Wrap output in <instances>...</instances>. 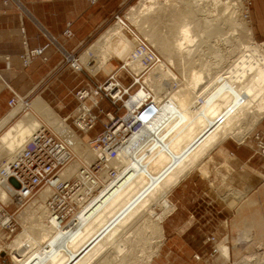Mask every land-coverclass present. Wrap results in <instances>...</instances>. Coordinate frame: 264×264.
Returning <instances> with one entry per match:
<instances>
[{
	"label": "bare ground",
	"instance_id": "bare-ground-1",
	"mask_svg": "<svg viewBox=\"0 0 264 264\" xmlns=\"http://www.w3.org/2000/svg\"><path fill=\"white\" fill-rule=\"evenodd\" d=\"M149 1L147 12L143 14H147V18L144 16L143 19L148 21L149 29L142 26L140 21L143 20H136L135 14L130 19L133 23L135 20L140 23L138 27L141 25V32L164 55L167 63L159 57V61L144 73V60L149 53H138L136 38L132 40L120 23L102 34L83 55L89 58L100 53L105 58V63L113 55L123 58L135 76V81L147 86L155 99L164 103L161 118L149 128L146 126L138 129L130 137L116 161L120 169L118 176L109 179L103 172L101 178L105 186L102 194L85 205L70 229L60 228L50 219L46 205L53 189L42 190L38 195L44 203L40 206L42 209L36 214L33 211L30 217L24 218V222L28 221L29 224L13 242L6 244L15 264H111L112 260L107 255L112 256V250L116 256L129 254L130 257L133 254L138 242L136 238L143 240L141 232L145 222L147 225L153 223L160 236V243L153 252L145 256L143 263L141 260L139 263L152 264L153 256L158 255L163 244L161 223L175 209L169 194L194 169H200L219 144L229 137L238 136L245 120L253 119L254 128L264 118V49L254 40L247 20L237 18L234 11L235 16L226 18L227 27L224 28L223 22L222 26L219 22L213 23L208 14L203 12L204 8L195 4V0H166L163 3L160 0ZM224 1L222 4L228 8L232 1ZM245 10L244 6L241 9L244 18ZM227 32L231 33L230 37ZM212 35H218L226 44L228 42L233 45L235 42L233 46L237 47L238 52L241 50V54L235 61L232 60L233 63L227 64L225 69L223 65L229 61L227 58L232 57L231 50L234 52L235 49L230 46L231 50H227L231 53L230 57H226L229 53L223 52L222 58L213 63V66L222 64L219 70L212 71L214 69L211 67L192 70L190 59L193 58V44L197 41L203 43ZM197 36L200 37L199 40ZM187 58H190L189 62ZM96 60L97 63L91 65L96 67L101 63L99 59ZM185 62L191 65L182 66ZM173 63L181 68L182 72L176 66L181 74L180 79L169 67ZM99 66L96 70L101 67L109 70V66ZM164 78L169 81H163ZM170 80H176L177 85ZM145 95L146 91L142 87L138 91L133 90L131 99L138 101ZM33 104L48 124L58 132L69 133L70 127L66 124V119L59 120L53 116L50 110L52 108H48L46 101L37 97ZM129 108H133L130 103ZM27 116L26 122H18L16 127L4 131L2 141L5 145L0 150V159L5 158L7 161L12 151H16L28 136L29 139L22 148L29 142L33 129L42 126L34 116ZM68 136L75 159L62 170L64 172H60L58 181L81 179V167L93 162L99 154L91 145V140L84 143L81 140L85 139L72 131ZM11 160L12 157L2 167L7 166ZM0 186L6 190L9 188L7 191L11 189L9 195L14 192L8 180H0ZM2 197L5 198L6 195L3 194ZM0 199L4 201L1 197ZM156 204L163 209L161 214L153 210ZM135 227L139 235L129 238ZM128 239V245L124 244L127 243L124 240ZM218 250L219 256L230 259L227 240L220 244ZM253 255L261 257L264 252L243 254L234 260V264H257Z\"/></svg>",
	"mask_w": 264,
	"mask_h": 264
},
{
	"label": "crops",
	"instance_id": "crops-1",
	"mask_svg": "<svg viewBox=\"0 0 264 264\" xmlns=\"http://www.w3.org/2000/svg\"><path fill=\"white\" fill-rule=\"evenodd\" d=\"M126 1L100 0L92 5L87 0H22L24 9L21 10L6 8L0 0V95L5 87L3 81L7 79L35 81L20 92L24 96L41 87L49 88L50 84L45 81L59 79L67 74V69L70 70L64 68L66 53L78 55L102 26L104 8L113 10ZM250 23L253 34L264 44V0L252 1ZM67 29L72 32L70 36L65 34ZM38 47L43 48V54L32 56L28 66H23L20 55ZM71 72L81 75L84 69ZM82 83L76 84L75 91ZM59 97L54 94L55 101H60ZM6 116L0 117L1 127ZM256 132L264 133V118L257 125ZM204 163L173 189L176 201L179 208H183L182 196L191 191L197 193L203 202L197 201L190 208L196 209L201 204L205 208L222 209L212 216L209 209L205 212L191 210L194 215L179 222L186 225L185 229L178 231L175 227L167 235L161 223L163 244L157 255L158 264H167L162 257L170 255L171 249L180 259L179 262L175 259V264H225L227 261L219 256L217 247V243L224 239L230 246L231 258L248 248L256 249L259 244L264 246V159L254 153L252 140L240 142L227 138ZM228 191H233L236 198ZM225 193L230 197L226 199ZM234 200L237 203L232 205ZM171 203L175 212L177 207ZM245 230L251 241L238 242L240 233ZM209 237H214V242ZM167 240L173 247L168 246V251L165 247L163 252L161 249ZM193 240H199L198 245Z\"/></svg>",
	"mask_w": 264,
	"mask_h": 264
},
{
	"label": "built area",
	"instance_id": "built-area-1",
	"mask_svg": "<svg viewBox=\"0 0 264 264\" xmlns=\"http://www.w3.org/2000/svg\"><path fill=\"white\" fill-rule=\"evenodd\" d=\"M13 1L17 9H24L22 0ZM87 1L96 4L100 0ZM250 4L251 0L244 1L247 19L250 16ZM115 17L118 22L124 23L118 14ZM65 34L70 36L72 32L67 29ZM135 38L139 44L138 53L146 51L149 53L144 60L146 73L159 61V56L144 38L136 34ZM42 54L43 48L38 47L26 50L21 57L28 63L30 57ZM66 60L75 71H83L84 66L78 55L66 53ZM122 67L132 77L127 89L117 73H110L103 81L97 80L81 85L74 93L77 100L75 113L72 117L65 118V122L71 119L70 124L66 123L70 127L69 133L72 131L82 135L100 127V131L90 141L99 154L93 162L81 167V179L58 181L60 172L75 159V153L67 139L69 133L58 132L47 124L42 125L31 135L29 142L14 153L7 166H0V180L2 182L4 179L8 180L14 188V192L9 195L13 203L21 206L45 188H52V195L46 205L50 219L60 228L70 229L77 214L85 205L102 194L105 186L101 178L103 172L109 179L118 176L120 169L116 161L120 151L135 131L146 126L149 128L161 118L164 106V103L155 99L147 86L135 81V76L128 69V65ZM135 84L146 91V95L138 101L131 99ZM21 98L26 105L29 104L26 96ZM17 101L18 96L14 92L7 104L13 107ZM129 103L132 109L129 108ZM251 140L254 153L264 159V133H254ZM15 229L13 218L0 199V230H6L10 235ZM209 240L214 241V237H209ZM233 263L234 261L229 259L225 264Z\"/></svg>",
	"mask_w": 264,
	"mask_h": 264
},
{
	"label": "rangeland",
	"instance_id": "rangeland-1",
	"mask_svg": "<svg viewBox=\"0 0 264 264\" xmlns=\"http://www.w3.org/2000/svg\"><path fill=\"white\" fill-rule=\"evenodd\" d=\"M160 1H161V3H163V1L165 2L166 0H160ZM231 1H232L231 5L228 8L224 5V3L222 4L223 0H195V4L197 6H198V4H200V8H202V9L204 8L205 11L203 10V12L208 14L209 19L212 20L213 23L216 22L215 24H217L218 22L219 23L223 22V24H225V25L222 26V23H221V26L224 28L227 27L226 18H228V19L231 17L233 18V16H235L236 13L238 15L237 18L239 17L240 19H243V20L246 19L248 24L251 27L252 25L250 23V16L248 19L244 18L243 12L241 11V9L244 8V6H245L244 5L245 0H243V1L242 0H231ZM252 1L253 0H251V4H252ZM224 2H226V0ZM22 3L24 6V2H22ZM149 4H150L149 0H128L122 6H117L113 10L106 11V9L104 8L105 11H103V16H104L103 18H105V21L103 22L102 26L99 29H97V31L93 35L92 39L78 52V56L80 58L81 64L84 66V72H82L81 75H77L76 73H72L71 70L73 72L75 70L71 66V63L67 62V60H66L65 61L66 64H65L64 68L70 69V70L67 69V72H66L67 74L65 76L60 77L59 79H56V80L51 79V80L45 81V83H47V85L50 84L49 88L46 87V89H44V87L43 88L41 87L40 89H37L35 91V93H33L29 96H26L27 100L29 101L28 105H26L24 103L23 98H21V97H24V95H23V93H20V92H22L24 89H26V87L28 85L32 84V82H35V81H30L27 79H13L12 81H9L7 79L5 82L3 81V83H5L4 84L5 87H4L3 92L0 95V99H1L0 101L2 102L0 104V117L3 116L4 114L5 115L7 114V116L3 119L4 123L2 124L1 130H0V150L5 145L4 142L2 141L4 131H6L7 129L16 127L18 122H26L28 120L27 115L34 116L36 119H38L40 121L41 125L47 124V125L51 126L50 124H48L44 120V118L42 116H40L38 114L39 111L37 110L36 107H34L35 105L33 104V101L35 100L36 97H40L42 100L46 101V103L49 106L48 108L49 109L52 108L50 110H52L53 116H55L57 119L61 118L64 120V118H66L68 116L72 117L75 113V109L77 106V100L75 99L74 93H75V87H76L77 83H80L83 81V83L80 85H84L86 83H93L97 80L103 81L104 79H106V77L109 73H117L119 79L123 82V84L125 86H128L131 84V82H132L131 75H129V73L125 69H123V67H122V66L126 65V62H124L123 58L120 59V58L116 57L115 55H113V57L111 56L112 58L110 57V60L105 63L104 62L105 58L100 53L99 54L97 53L94 57H89V58L87 56L83 55L85 53V51L94 42H96L99 39V37H101L102 34H104L107 30H109V28H111L113 25L120 23V22H118V20L115 17L117 14L123 19L124 23H120V24H122L125 27L124 31L127 33V35L131 39L133 38L132 40H134L135 34L144 38L150 44L153 51L155 53H157V55L160 57V59L163 62L167 63V60L164 57V55H162L161 52L153 44L150 43V41L144 36V34H143L144 32H141L142 31L141 25H139V27H138V24H140V23L142 24L143 27L145 26L144 28L149 29V27H150V26L148 27V25H149L147 23L148 21L146 22L145 21L146 19H143L144 16H145L144 18H147V14L146 15H143V14H145L147 12L146 7L149 6ZM251 4H250V8H251ZM3 5L6 8H15V9L17 8V6L15 5L13 0H3ZM241 5H242V7H241ZM133 6H134V8H133ZM239 7H240V11H239ZM206 10L208 12H206ZM234 11L236 13L233 14ZM132 12H135V13H132ZM133 14H135L136 20H139V19L143 20L145 25H144V23H142L143 21H140V23H137L135 20V22L133 23V21L130 19V16ZM228 32H231V31H228ZM252 32H253V30H252ZM230 35H231V33L227 34L228 37H230ZM253 37H254V40L258 44L262 45L260 47H262L264 49V44L261 43V41L254 34H253ZM199 39H200V37H198V40ZM199 44H201V45H199ZM234 44H235V42H233V45ZM233 45H231L230 43L228 44V42L226 44V41L225 40L223 41L222 38H220L218 35H212V36L207 37L203 43H199V41H197L192 46V47H194V46L195 47L192 49V52L193 51L194 52L191 54V58L193 57L192 59L195 63L192 61V59L189 58L191 60L192 65H193L192 70H198V69H202V68H204V70H205V68L209 69L210 67L214 69L212 71L219 70V67L222 64H217V65L213 66V63H215L216 61H218L219 59L222 58L221 54L223 52L227 53V54L229 53V55L226 54L227 55L226 57H228V56L230 57L231 53L228 51L232 49ZM137 46H139V44H137ZM230 46H231V49L229 48ZM236 49H237V47L234 49V52ZM209 51L212 53H209ZM225 51H227V52H225ZM238 51L235 52V54H233L234 52L231 50V52H232L231 56L232 57L227 58V61L228 60L229 61L225 62L223 65V67L225 69L228 67V65L233 63L232 60L235 61V59L241 54V50H240V52H238ZM23 53L20 55L22 65L28 66L30 60L28 63H26L25 58L21 57L23 55ZM235 55H236V57H235ZM90 56H91V53H90ZM96 59H99V61L101 62V63H99V64H101L100 66H104V65H105L104 67L109 66V68H108L109 70H107V68L102 69L103 67H101V69L98 68L96 70L97 66H99V64H97L96 67L94 66L95 63H97ZM134 59L135 58L133 57V60ZM189 59L187 58L186 60L189 62L190 61ZM129 60H131V59H129ZM205 60L207 62H205ZM188 62H185L186 64L183 63L185 65H182V66L185 67L187 65L186 67H188V65H191V64H188ZM92 63H94V65H91ZM90 66H92V68H90ZM93 66L95 67L94 69H93ZM176 66L177 65H175L174 63H173V65H169V67L176 74L178 79H180L181 68L179 66H177L178 68H180V71H179V69ZM216 67H217V69H215ZM128 69H129V66H128ZM220 69H222V67ZM163 81H169V80L167 78H164ZM170 81L175 82L176 80L175 81L170 80ZM160 82L161 81H159V83ZM173 82H170L171 85H173L172 84ZM176 82L174 84L177 85ZM140 88L141 87L138 85L133 87L134 91L135 90L138 91V90H140ZM176 88H177V86H176ZM14 92L18 96V101H19V99H21V100L15 108H12V107H9L7 103H8V100L11 97H13ZM39 93H40V95H39ZM36 94L38 96H36ZM54 94H58V96H60L59 97L60 101L57 102V100L56 101L54 100ZM33 96H36V97H33ZM57 105H59V106H57ZM15 111H16V113H15ZM102 117H103V119H105L104 115ZM251 120H252V122H251ZM70 122H71V119H69L66 123L70 124ZM244 123L245 124L242 123L243 126L240 127V130L238 129L239 134H237L238 135V136H236L237 138L236 137H229V138H233V139L238 140L240 142H243V141L246 142V141L250 140L252 135L254 133H256L257 125L259 123L254 128H253V124H252L253 119L250 118V120H245ZM251 126H252V128H251ZM36 130H37V128L33 129V133ZM99 131H100V127L97 130L92 131L91 133L82 134V135L77 134V135L85 139V140H81V138H79L82 142H84V141L89 142L91 140V138ZM86 135H88V136H86ZM28 139H29V136L26 138V141ZM25 142L20 147H18L17 150H20L22 148V146L25 144ZM16 151H12V155L10 157H8L9 158L8 160H10L11 157L13 158L14 152H16ZM7 161L5 158L0 159V164H1L0 166H2L3 163H5ZM195 170L196 169H194L193 171H195ZM62 172H64V171H62ZM72 177H75V176H72ZM7 190H9V188ZM7 190L4 189V187L0 186V197L4 200L3 202L5 203L6 209L9 211V213L11 214V216L13 218L14 226L16 227V229L10 235H9L8 231L0 230V246L2 248V249L0 248L1 249L0 250V264H15V259H13L14 257L12 254L8 253V250H7L8 245H6V244H10L11 242H13L15 240V237H17L19 235V233H21L24 230V228L27 226V224H29L28 221H26V223H25L24 220L26 218L30 217L32 215L33 211H35V214L37 212H39L42 209L40 207L41 204H44V203H43L42 199L39 198V196H38L39 194H38L35 197H32L31 199L26 201L25 204L18 206L15 203H13L11 198H9V193L12 190L11 189H10V191H7ZM231 192L233 193V191H228V194L230 195ZM3 194L6 195L5 198L2 197ZM226 194L227 193H225V195ZM229 195H226V199L230 197ZM233 195L236 198L235 194H233ZM223 197L224 196H221L222 199H223ZM169 199L171 200V202H173L176 205L177 208H176L174 213L170 214L167 218H165L164 222H162V225L165 228L166 235L168 234L169 231H174L175 227H177L178 231L185 229L186 225L184 223L179 224V222L181 221V219L186 220V218H190V216L194 215V214H192V211L193 212L194 211L205 212L204 210L209 209V211L211 213L210 216H212V215L216 214V212L220 211V209H222V208H218V209L217 208L216 209L215 208H205L201 204L197 205L199 207L196 209H194L193 207L190 208V205H193V206L196 205L197 201L200 203L203 202L201 197H197V193L191 192V191H187L182 196V202H183V206H184L183 208H179L178 203L176 201L177 198L174 195V191H172L169 194ZM235 203H237L236 200H234L232 205H234ZM153 210L155 212H157L158 214H161L163 212V209L158 204L153 206ZM149 224L150 225H147L146 222L143 223L144 227H143L142 232H141V237L143 238V240H141L140 238L139 239L136 238V236L139 235L137 233V227H135V229L131 230L132 234L129 238H136L138 242H136V249L133 251V254L130 257H129V254H126V255L123 254V256H121L122 254H120V255L116 256V253L112 252L113 250L111 251V253L113 255L115 254L114 256L113 255L111 256V254L107 255V256H110L108 258H111V260H112L111 264H116L118 262H125V264H140L139 260H141L142 263L144 262L143 260H145V256L148 255L149 253L153 252V249H155V247L160 243V236L157 233L155 226L151 222ZM129 240L130 239H128V241L124 240V242H127L124 244L128 245V242H130ZM226 240L224 239L223 241L221 240L222 242L220 241L219 243H217L218 249H219L220 244L225 243ZM241 241H246V242L251 241L249 234H248V231L245 230V231H242L240 233V237L238 239V242H241ZM192 242L195 245H198L199 240H196V241L193 240ZM211 242H214V241L211 240ZM165 243H166V245L164 244L162 246L161 251H163V249H165V247H166V251H168L167 247L172 246V245H169V240L165 241ZM263 248H264L263 244H259L258 248H256V249L255 248L254 249L248 248L247 251H245L244 253H242L236 257L231 258V254H230V259H232V261H234L235 259L241 257L243 254H248L249 252L262 253V252H264ZM220 257H222V256H220ZM252 257L255 258V262H257V264H264V255H261V257H258L257 255H253ZM222 258L225 259L226 261L229 260V259H226L224 257H222ZM125 259H127V260L125 261ZM162 259H164L167 264H175V259H178V262L180 261V259L176 258V256L173 254L172 249H171L170 255H167V257H162ZM194 259H196L195 256H194ZM152 264H158V256H156V255L153 256Z\"/></svg>",
	"mask_w": 264,
	"mask_h": 264
}]
</instances>
